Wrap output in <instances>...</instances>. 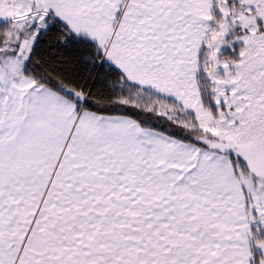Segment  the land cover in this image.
<instances>
[{"label":"snow or ice","instance_id":"6c2138e0","mask_svg":"<svg viewBox=\"0 0 264 264\" xmlns=\"http://www.w3.org/2000/svg\"><path fill=\"white\" fill-rule=\"evenodd\" d=\"M0 264H264V0H0Z\"/></svg>","mask_w":264,"mask_h":264}]
</instances>
